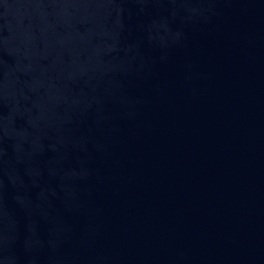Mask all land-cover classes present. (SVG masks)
Listing matches in <instances>:
<instances>
[{
	"label": "water",
	"instance_id": "1",
	"mask_svg": "<svg viewBox=\"0 0 264 264\" xmlns=\"http://www.w3.org/2000/svg\"><path fill=\"white\" fill-rule=\"evenodd\" d=\"M0 264H264V0H0Z\"/></svg>",
	"mask_w": 264,
	"mask_h": 264
}]
</instances>
